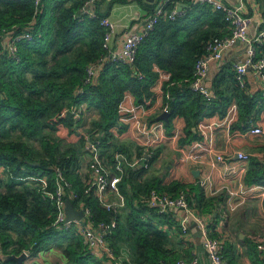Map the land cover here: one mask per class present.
<instances>
[{"label":"trees","instance_id":"obj_1","mask_svg":"<svg viewBox=\"0 0 264 264\" xmlns=\"http://www.w3.org/2000/svg\"><path fill=\"white\" fill-rule=\"evenodd\" d=\"M129 1L99 0L94 5L96 16L93 17L84 11L88 0H42L37 14L34 0H0V34L14 36L26 28L30 32L29 39L17 42L15 56L7 50V43L0 46V163L8 165L12 174L0 182V252L18 255L28 250L36 256L56 246L67 258L65 264H108L106 258L89 251L76 227L52 226L54 204L42 197L38 183L30 177L45 176L52 186L56 168H61L72 184L69 195L75 208L90 207L97 223L116 220L107 241L123 264H176L180 259L191 260L194 256L191 244L176 248L171 234L163 228L168 224L180 230L176 212L159 213L146 204L153 188L173 196L185 194L195 213L209 217L210 235L218 239L222 236L217 224L226 225L228 215L223 193L207 196L197 182L164 183L148 177V168L157 159L158 150L146 158L139 148L138 155L149 167L131 166L132 157L115 140L112 128L118 123L126 91H131L140 104L153 102L152 86L158 77L155 65L171 73L163 85L164 106L169 110L165 124L170 133L176 117L185 119L187 137L182 143L197 138L192 127L203 116L223 114L232 100L239 107V118L232 128L247 131L259 115L256 113L264 108V90L250 93L239 85L234 71L214 80L215 100L208 101L193 90L195 65L206 53L208 42L231 33L222 11L196 0H185L184 15L160 19L139 45L133 64L104 62L92 82L86 83L88 66L106 53L102 18L110 16L114 4ZM171 7L169 4L168 8ZM257 50L263 56L264 44H258ZM227 79L233 82L231 93L224 86ZM83 103L96 108L101 116L77 134L76 143L64 147L57 132L69 135L72 141L80 119L75 114L68 117L67 112ZM88 142L98 143L103 163L112 175L118 173L116 156L124 157L121 161L124 175L119 187L125 206L107 210L93 188L86 191L92 182L91 160L87 164L88 172L82 171L83 159L90 155ZM249 160L245 183L264 185V161L256 157ZM242 242L254 263L264 264V243L258 237L247 236ZM123 248L128 249V256L122 257ZM225 249L223 259L229 264L230 255ZM0 264L17 263L0 259Z\"/></svg>","mask_w":264,"mask_h":264},{"label":"crops","instance_id":"obj_2","mask_svg":"<svg viewBox=\"0 0 264 264\" xmlns=\"http://www.w3.org/2000/svg\"><path fill=\"white\" fill-rule=\"evenodd\" d=\"M159 1L131 0L127 3L114 4L110 13V17L116 23L113 45L118 47L129 33L139 30L146 21V13L155 8ZM223 1L241 5L243 12L251 17L249 36L257 35L264 27V0ZM173 2L179 5L187 3L185 0H173ZM147 7L152 9L148 10ZM245 55L243 43L227 50L222 60L211 65L208 76L209 86L213 89L217 77L234 71V63L243 60ZM155 70L158 77L152 86L154 100L151 104H147L148 101L144 102L145 104L138 103L135 95L131 91H126L120 104L118 123L112 128L115 140L131 155L133 162L140 158L139 148L146 158L158 150L157 159L148 168V177L158 178L164 183L197 182L201 184L207 196L223 193L228 211L227 224L218 222L217 230L222 232L220 239L227 254L230 255L229 264H255L242 240L246 236L258 237L264 243V185L245 183L250 160H241L237 151L249 153L250 158L256 157L264 161V108L260 109V113H256L259 115L255 117V121L252 120L249 129L241 131L232 128L233 123L239 118V107L237 102L232 100L223 114L216 112L203 116L192 127L197 138L182 143L181 140L187 137L185 119L176 117L170 133L165 124L169 113L165 116L167 108L164 106L163 85L170 79L171 73L157 65ZM224 86L228 92H232V80L227 79ZM245 88L252 94L263 90L262 82L252 71L246 74ZM77 110L79 114L74 116L77 120L80 119L78 126L87 127L91 120L99 119L101 116L96 108L89 107L86 103L81 104ZM256 126L262 129L261 133L251 132L252 127ZM88 159L86 161L89 162L91 157ZM87 164L85 172L82 170L83 173L88 172ZM193 170H197V173H193ZM173 211L176 212L179 225L185 212L176 209ZM203 217L209 223V217ZM163 228L171 234L176 248H187L186 243H189L199 264H212L204 246L203 234L194 221L189 223L188 236H184L176 225L169 227L165 224ZM229 245H232L231 248ZM122 251H124L123 257L128 249L123 248ZM66 261L62 249L56 246L34 256L35 264H65Z\"/></svg>","mask_w":264,"mask_h":264},{"label":"built area","instance_id":"obj_3","mask_svg":"<svg viewBox=\"0 0 264 264\" xmlns=\"http://www.w3.org/2000/svg\"><path fill=\"white\" fill-rule=\"evenodd\" d=\"M99 0H88L87 7L84 11L90 12L91 16H96L94 13V5ZM198 2L208 3L214 9L220 10L224 13L225 19L229 22L231 33L225 37H215L207 44L206 53L199 57L195 65L196 77L192 83V88L200 92L208 101L217 98L216 92L209 86L208 76L211 65L214 62L223 59L225 53L230 48L243 43L245 45V58L234 63L235 78L239 85L246 87V74L252 71L253 74L262 82L264 90V55L259 56L257 45L264 44V27L260 29L257 35L249 36L248 28L251 23V17L243 12L241 5H234L223 0H196ZM35 14L42 7V0H34ZM172 4L171 8H168ZM93 6V9H90ZM187 10L186 5H179L173 0H160L159 3L150 12L146 13V21L137 31L129 33L124 42L116 47L113 45V37L116 31V23L110 17L102 18L101 23L106 28L104 36V48L106 53L99 58L95 63L88 66L86 83H91L96 76L98 68L107 61L120 62L125 64H133L137 55V50L141 42L149 33L154 30L160 19H175L178 16L185 14ZM7 34V33H6ZM23 38H30V32L26 28L22 33L9 35L0 34V46H3L5 40L6 48L15 56L17 52V42ZM166 111H169L166 109ZM73 114H79L77 109H73ZM251 132L261 133L262 129L258 126L252 127ZM88 150L92 162V180L86 191L90 192L93 188L100 204L107 210H112L115 207L125 206V197L122 195L119 183L124 175V168L122 166L121 155L118 154V162L116 164L117 174L112 175L109 168L103 163L100 156L98 143L88 142ZM237 155L241 160L248 161L250 154L237 151ZM131 166L149 167V164L143 157L137 161L130 163ZM11 175L8 165L0 163V182ZM31 180L38 183L39 191L42 197L53 202L55 207V217L52 226L58 229H66L76 227L78 232L83 237L89 251L99 257L106 258L108 264H123L121 257H118L114 248L107 241V236L116 227V220L110 222L101 221L96 222L91 213L90 207L84 206V217L80 220H68L66 213V201L70 198L72 191V184L65 176L61 168H56L54 184L51 186L47 177H30ZM75 195V194H74ZM146 204L150 207L156 208L159 213H168L171 210H183L185 216L180 220L179 226L181 233L188 236L190 233L189 223L194 221L199 227L204 237V246L211 259L212 264H226L223 259L224 245L221 239L212 237L209 233V226L206 219L194 212L189 206L185 194L173 196L166 192H161L157 189H151L147 198ZM27 253V259L23 264H35L34 256ZM128 254V251H125ZM124 251H122V254ZM125 256H128V255ZM176 264H199L196 255L191 260L180 259Z\"/></svg>","mask_w":264,"mask_h":264},{"label":"water","instance_id":"obj_4","mask_svg":"<svg viewBox=\"0 0 264 264\" xmlns=\"http://www.w3.org/2000/svg\"><path fill=\"white\" fill-rule=\"evenodd\" d=\"M90 9H93V6H90ZM73 110H69L67 112V116L71 117L73 115ZM168 111L167 113H165V116L168 115ZM123 159V156H122ZM193 173H197V170H193ZM66 213H67V219L68 220H80L84 217V211L82 209H76L73 206V203L70 199H67L66 201ZM0 259L2 260H13L14 262H16L17 264H23L24 261L27 259V253L25 251H23L21 254H4L3 252H0Z\"/></svg>","mask_w":264,"mask_h":264},{"label":"rangeland","instance_id":"obj_5","mask_svg":"<svg viewBox=\"0 0 264 264\" xmlns=\"http://www.w3.org/2000/svg\"><path fill=\"white\" fill-rule=\"evenodd\" d=\"M84 130H85V127L78 126L77 129H76V135H74L73 138L71 139L72 141H70V139H68L69 135H64L60 131L57 132V135L60 136L61 138H63V142H64L63 145L65 147V144L68 145V144H70V142H72L71 144L76 143L78 141L77 134H80V133L84 132ZM35 145L39 146V142L38 141H35ZM87 158L90 159L89 154H87L86 157H85V159H83V163H82L83 164V166H82V168H83L82 170L83 171L86 169V164L88 163V161H86Z\"/></svg>","mask_w":264,"mask_h":264}]
</instances>
